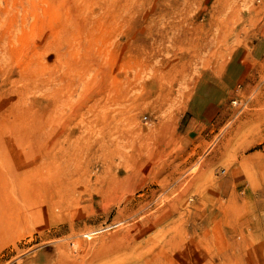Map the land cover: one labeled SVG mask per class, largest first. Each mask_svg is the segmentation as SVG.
Returning a JSON list of instances; mask_svg holds the SVG:
<instances>
[{"label":"rangeland","instance_id":"rangeland-1","mask_svg":"<svg viewBox=\"0 0 264 264\" xmlns=\"http://www.w3.org/2000/svg\"><path fill=\"white\" fill-rule=\"evenodd\" d=\"M0 264H264V0H0Z\"/></svg>","mask_w":264,"mask_h":264}]
</instances>
